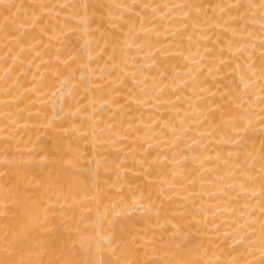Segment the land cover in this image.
<instances>
[{
    "label": "bare ground",
    "instance_id": "bare-ground-1",
    "mask_svg": "<svg viewBox=\"0 0 264 264\" xmlns=\"http://www.w3.org/2000/svg\"><path fill=\"white\" fill-rule=\"evenodd\" d=\"M0 264H264V0H0Z\"/></svg>",
    "mask_w": 264,
    "mask_h": 264
}]
</instances>
